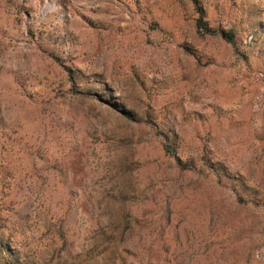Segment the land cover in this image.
Listing matches in <instances>:
<instances>
[{
    "label": "rangeland",
    "instance_id": "obj_1",
    "mask_svg": "<svg viewBox=\"0 0 264 264\" xmlns=\"http://www.w3.org/2000/svg\"><path fill=\"white\" fill-rule=\"evenodd\" d=\"M0 264H264V0H0Z\"/></svg>",
    "mask_w": 264,
    "mask_h": 264
},
{
    "label": "trees",
    "instance_id": "obj_2",
    "mask_svg": "<svg viewBox=\"0 0 264 264\" xmlns=\"http://www.w3.org/2000/svg\"><path fill=\"white\" fill-rule=\"evenodd\" d=\"M229 38L232 39L231 36H229Z\"/></svg>",
    "mask_w": 264,
    "mask_h": 264
}]
</instances>
